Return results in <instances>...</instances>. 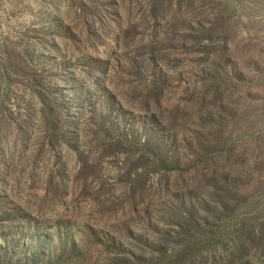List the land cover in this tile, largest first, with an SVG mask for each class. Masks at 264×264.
Returning <instances> with one entry per match:
<instances>
[{"label":"rangeland","instance_id":"1","mask_svg":"<svg viewBox=\"0 0 264 264\" xmlns=\"http://www.w3.org/2000/svg\"><path fill=\"white\" fill-rule=\"evenodd\" d=\"M0 264H264V0H0Z\"/></svg>","mask_w":264,"mask_h":264}]
</instances>
